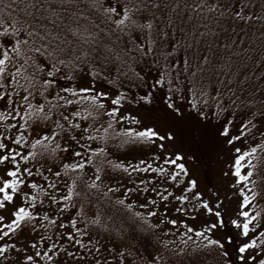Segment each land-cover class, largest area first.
Instances as JSON below:
<instances>
[{
	"label": "snow or ice",
	"instance_id": "snow-or-ice-1",
	"mask_svg": "<svg viewBox=\"0 0 264 264\" xmlns=\"http://www.w3.org/2000/svg\"><path fill=\"white\" fill-rule=\"evenodd\" d=\"M0 264H264V0H0Z\"/></svg>",
	"mask_w": 264,
	"mask_h": 264
},
{
	"label": "trees",
	"instance_id": "trees-1",
	"mask_svg": "<svg viewBox=\"0 0 264 264\" xmlns=\"http://www.w3.org/2000/svg\"><path fill=\"white\" fill-rule=\"evenodd\" d=\"M184 137H182L183 139ZM199 155V163L197 164L195 161L192 164L196 165L201 170L202 178L206 183V186L211 187L215 185V180L213 176V167L216 162L222 161L225 157H220L217 159L215 153L211 152L206 146H201Z\"/></svg>",
	"mask_w": 264,
	"mask_h": 264
},
{
	"label": "rangeland",
	"instance_id": "rangeland-1",
	"mask_svg": "<svg viewBox=\"0 0 264 264\" xmlns=\"http://www.w3.org/2000/svg\"><path fill=\"white\" fill-rule=\"evenodd\" d=\"M192 166L195 168V170L198 173V177L201 181L202 185H206V183L204 182V179L202 178V174H201V170L196 167V165L192 164ZM222 167V163L221 161L216 162V164L213 167V176H214V180H215V185H218L221 183V177H220V168Z\"/></svg>",
	"mask_w": 264,
	"mask_h": 264
}]
</instances>
